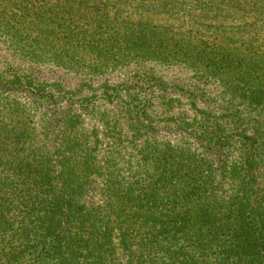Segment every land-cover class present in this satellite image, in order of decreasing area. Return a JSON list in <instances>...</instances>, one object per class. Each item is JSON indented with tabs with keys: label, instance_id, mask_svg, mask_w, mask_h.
<instances>
[{
	"label": "trees",
	"instance_id": "1",
	"mask_svg": "<svg viewBox=\"0 0 264 264\" xmlns=\"http://www.w3.org/2000/svg\"><path fill=\"white\" fill-rule=\"evenodd\" d=\"M3 2L20 4L15 18L33 21L39 33L36 46L16 24L10 39L4 37L21 64L0 63V264H264V131L235 138L233 132L247 125L241 111L230 106L219 116L205 112L192 124L194 140L174 145L147 138L131 152L121 144L99 158L93 134L68 99L70 90L43 83L37 67L47 60L42 28L54 20L49 29L80 30L77 45L107 65L181 61L211 69L225 76L231 103L239 100L264 116V60L258 53L227 46L224 38L231 37L223 32L196 39L193 31L187 36L136 22L128 10L191 17L197 8L207 18L215 2L214 18L252 14L238 21L251 28L248 38L254 41L264 34V0ZM90 85L77 87V93ZM106 91L103 102L118 103L119 96ZM20 95L52 112L45 128ZM65 102L74 114L60 120L56 115ZM96 108L95 103L91 109ZM135 116L138 124L155 122L146 108ZM119 125L107 120L113 140L123 137ZM137 132L135 138L141 126ZM94 137L99 140V133ZM234 142L240 153L232 160ZM93 177L100 179L103 205L87 201Z\"/></svg>",
	"mask_w": 264,
	"mask_h": 264
},
{
	"label": "rangeland",
	"instance_id": "2",
	"mask_svg": "<svg viewBox=\"0 0 264 264\" xmlns=\"http://www.w3.org/2000/svg\"><path fill=\"white\" fill-rule=\"evenodd\" d=\"M3 1L0 0V12L3 15L0 17V63L2 62V65L8 63L18 65L21 64V61L16 62L15 60L18 58L12 57L14 46L4 37L10 39L9 30L16 24V28L28 34L31 42L36 46L35 38L39 31L33 21L15 18L20 4L7 6ZM217 8L219 10L217 3H212L209 6L211 17L207 18L196 13L197 8L193 9L194 13L190 14L191 17H168L154 13L152 14L154 16L148 17L142 10L133 8L128 10L136 22L141 21L151 26L171 27L176 32L187 36L190 35V31H193L192 37H196V39L206 40L222 36L223 32L231 37L224 38L227 46L242 48L241 52L245 55L258 53L261 60H264V34L254 36L253 41L248 38L251 28L245 26L244 22L238 21L242 15L245 20L252 18L253 15L241 11L227 20L221 17L214 18ZM55 23L54 20H47L46 26L49 25V27L42 28L41 41L42 47L47 53V60L45 64L37 66L39 78L43 83H62L70 90L71 94H68V99L74 100V105L78 108H76V112L81 115L82 127L93 134L92 144L93 147L98 146L99 158L106 156L110 152V148L116 146L119 148L121 144L123 147L128 146L131 152V147L143 145L147 138L177 145L191 139V136L194 135L192 131L194 119H199L205 112H212L219 116L233 106L236 111H241L240 117H243L247 122V125H243L239 130L233 132L235 138L240 140L242 137L252 138L258 132L264 131V116L259 111L247 109L245 105L238 102L239 100L231 103L233 94L226 86L225 76H217L211 69L195 67L181 61H135L124 65L121 63L112 65L108 63L107 65L105 62H100L95 56L87 54L86 51H83L84 48L77 45L78 35L82 33L80 30H74V27L69 30L70 32H65L57 27L49 29ZM73 23H71L72 26H74ZM53 32L55 34H52ZM32 43L28 44L29 47L33 46ZM52 58H55V63L51 61ZM71 66L74 69H71ZM91 68L94 69L93 73ZM86 83L92 84L93 88L90 85L88 92L78 94L77 87ZM106 90H109L108 94L113 95V98L119 96V100L115 101L118 103L103 102L108 98ZM18 99L35 108L33 113L39 115L41 127L45 128L52 115V112L47 111L48 107L32 106L33 101L26 95ZM95 103L97 108L93 110L91 108ZM64 105L65 107L59 110L56 115V118L60 120L65 119L68 114H74V109L70 108L66 102ZM143 108H146L154 118L155 122L152 125L148 122L138 124L132 120V116H135L137 110L140 111ZM107 120L120 124L118 130L123 131L121 141L113 140V137L106 132ZM48 126H50L49 123ZM139 126L142 128V132L138 134V138H135L134 134L138 133ZM57 131L58 128L54 129V134ZM95 132L99 133V140L94 137ZM192 140L194 139L192 138ZM239 144H235L233 152L230 154L232 160L239 158ZM87 201L94 206L105 203L102 185L98 177L92 178Z\"/></svg>",
	"mask_w": 264,
	"mask_h": 264
}]
</instances>
